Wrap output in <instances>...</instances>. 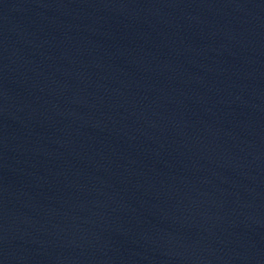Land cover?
Masks as SVG:
<instances>
[{
    "label": "water",
    "instance_id": "obj_1",
    "mask_svg": "<svg viewBox=\"0 0 264 264\" xmlns=\"http://www.w3.org/2000/svg\"><path fill=\"white\" fill-rule=\"evenodd\" d=\"M0 264H264V0H0Z\"/></svg>",
    "mask_w": 264,
    "mask_h": 264
}]
</instances>
